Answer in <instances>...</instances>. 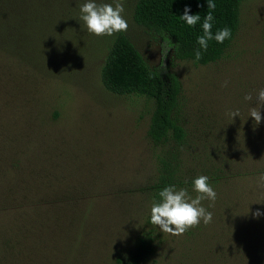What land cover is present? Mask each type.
I'll return each mask as SVG.
<instances>
[{
  "label": "trees",
  "instance_id": "trees-1",
  "mask_svg": "<svg viewBox=\"0 0 264 264\" xmlns=\"http://www.w3.org/2000/svg\"><path fill=\"white\" fill-rule=\"evenodd\" d=\"M245 1L213 0V35L227 27L231 36L223 43L210 40L207 50L197 41L203 35L202 24L209 11L207 0H138L134 20L171 37L178 58L209 64L223 58L236 38ZM85 2L0 0V264L13 263L22 249L31 248L34 264H79L78 255L91 242L92 229L101 213V193L85 194L79 185L85 162L77 153L82 147L79 149L72 139L65 140L67 135L60 133L57 118H51L36 103L38 92L49 94L47 86L40 91L28 90L26 100L33 102V108L25 110L31 113L25 112L20 102L21 90L30 79L50 77L48 66L57 41L53 33H73L84 25L80 5ZM185 7L190 9L189 14L201 18L194 27L181 19ZM196 50L201 52L198 61ZM101 78L113 93L154 101L148 135L156 144H170L173 149L159 160L155 201L159 202L158 193L164 187L190 184L189 179L188 184L185 179L175 180L182 170L176 149L187 142L186 129L175 116L182 92L179 76L150 67L128 35L118 32ZM54 115L58 117V112ZM261 115L258 125L251 118L249 130L245 134L243 131L241 138L236 133L221 132L212 150L215 159L209 157L208 163L203 162L198 174L208 176L217 193L211 212L224 218L219 247L212 249L209 257L217 264H264V215H252L257 209L264 213L260 181L264 176V110ZM203 226L201 220L196 227L199 237L205 235ZM148 237L153 240L152 234ZM147 250L152 252L153 246ZM139 257L133 256L127 263L117 257L116 263L144 264Z\"/></svg>",
  "mask_w": 264,
  "mask_h": 264
},
{
  "label": "rangeland",
  "instance_id": "rangeland-1",
  "mask_svg": "<svg viewBox=\"0 0 264 264\" xmlns=\"http://www.w3.org/2000/svg\"><path fill=\"white\" fill-rule=\"evenodd\" d=\"M137 1L120 0L125 9L122 15L128 22L125 33L150 67L175 72L180 78L182 92L175 116L186 129L187 142L176 149L182 170L176 173L175 180L189 179L191 184L200 174L202 163L216 157L212 150L221 132L236 133L241 138L252 122L250 110L260 107L256 97L264 88V0H246L242 4L236 38L223 58L209 64L178 58L171 37L137 24ZM95 2L115 7L117 0ZM53 35L57 41L48 66L50 77L28 79L20 102L23 110L31 113L25 110L33 108V102L26 100L28 90L40 91L47 86L49 94L38 92L34 96L36 103L51 118H57L60 133L67 135L65 140L72 139L79 149L82 147L77 153L85 162L79 180L81 191L101 193V213L92 229L91 242L78 255L79 264H117V257L127 263L133 256H140L144 264H217L209 257L212 249L219 247L217 240L224 218L211 212L215 208L212 201L201 202L213 214L212 222L203 226L202 237L196 227L173 236L150 222L155 184L160 176L159 160L173 149L170 144H156L148 135L152 99L113 93L102 82L101 71L116 33L96 36L82 25L73 33ZM29 83L34 86L31 88ZM248 93L252 101L244 99ZM237 109L240 116L232 119L230 112ZM190 184L175 186L186 188L189 195L196 194ZM148 234L153 235V240ZM140 238L147 244L143 245ZM151 246L152 252L147 250ZM31 249H22L11 264H34Z\"/></svg>",
  "mask_w": 264,
  "mask_h": 264
},
{
  "label": "clouds",
  "instance_id": "clouds-1",
  "mask_svg": "<svg viewBox=\"0 0 264 264\" xmlns=\"http://www.w3.org/2000/svg\"><path fill=\"white\" fill-rule=\"evenodd\" d=\"M216 8L213 0H207V9L209 10L204 17L202 28L203 35L197 38L201 48L207 50L208 42L215 39L218 43H223L226 38H230L231 30L227 27L218 30L215 35L212 32V21L214 19L212 10ZM124 5L117 0L115 7L110 3H96L95 0H86L80 5V20L86 26L87 32L96 36H112L118 32H126L128 22L122 15ZM190 9L185 7L181 19L187 25L195 26L200 21L198 14H189ZM195 59H201L200 50H196ZM226 86V85H225ZM246 101H252L251 93L245 95ZM257 103L259 108L253 107L249 116L254 118L258 125L262 120L261 107H264V88L258 90ZM232 119L240 116L239 110L230 112ZM261 187H264V176L260 177ZM187 183V181H185ZM193 190L197 195L193 198L189 195L186 188L177 189L175 185L164 187L159 193V202L153 201L151 206V223L157 226L163 233L173 236L183 235L188 229L197 227L201 220L205 225L212 222L213 214L207 211L201 204L205 199L212 202L216 200L217 193L209 183V177L200 175L193 180ZM211 206V205H210ZM252 215L259 218L264 215L257 209Z\"/></svg>",
  "mask_w": 264,
  "mask_h": 264
}]
</instances>
